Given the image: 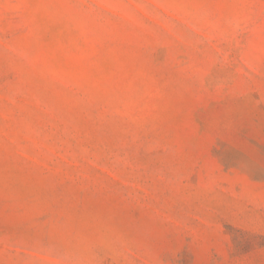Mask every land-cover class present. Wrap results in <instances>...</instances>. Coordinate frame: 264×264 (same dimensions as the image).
<instances>
[{
  "label": "rangeland",
  "instance_id": "rangeland-1",
  "mask_svg": "<svg viewBox=\"0 0 264 264\" xmlns=\"http://www.w3.org/2000/svg\"><path fill=\"white\" fill-rule=\"evenodd\" d=\"M0 264H264V0H0Z\"/></svg>",
  "mask_w": 264,
  "mask_h": 264
}]
</instances>
